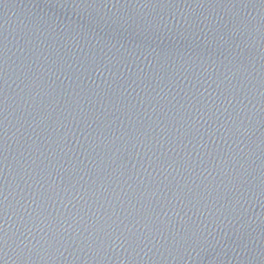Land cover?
I'll list each match as a JSON object with an SVG mask.
<instances>
[{"label":"water","instance_id":"obj_1","mask_svg":"<svg viewBox=\"0 0 264 264\" xmlns=\"http://www.w3.org/2000/svg\"><path fill=\"white\" fill-rule=\"evenodd\" d=\"M0 264H264L261 0H0Z\"/></svg>","mask_w":264,"mask_h":264},{"label":"snow or ice","instance_id":"obj_2","mask_svg":"<svg viewBox=\"0 0 264 264\" xmlns=\"http://www.w3.org/2000/svg\"><path fill=\"white\" fill-rule=\"evenodd\" d=\"M261 2L262 3H264V0H261ZM0 91H2V90H0ZM3 111V101L2 100H0V112H2ZM3 146H2V143H0V157H2V155H3ZM0 162H2V161H0ZM0 205H2V201H0ZM4 235L3 234H0V244H2L3 242H4Z\"/></svg>","mask_w":264,"mask_h":264}]
</instances>
